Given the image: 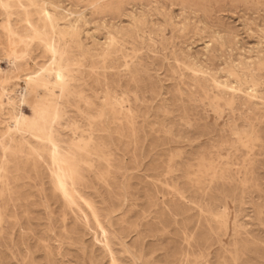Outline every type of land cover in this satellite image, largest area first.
I'll use <instances>...</instances> for the list:
<instances>
[{"label": "rangeland", "instance_id": "obj_1", "mask_svg": "<svg viewBox=\"0 0 264 264\" xmlns=\"http://www.w3.org/2000/svg\"><path fill=\"white\" fill-rule=\"evenodd\" d=\"M0 264H264V0H0Z\"/></svg>", "mask_w": 264, "mask_h": 264}, {"label": "bare ground", "instance_id": "obj_2", "mask_svg": "<svg viewBox=\"0 0 264 264\" xmlns=\"http://www.w3.org/2000/svg\"><path fill=\"white\" fill-rule=\"evenodd\" d=\"M27 15V14H26ZM43 15H44V20H46L47 21V25H49V27H53V23H52V16L50 15V13L47 11V10H45V11H43ZM28 22V21H27ZM27 24H30V23H27ZM10 29V28H9ZM9 29H7V31L9 30ZM33 29V28H32ZM46 29V28H45ZM48 29V28H47ZM31 31V30H30ZM32 31H34V30H32ZM45 32V31H44ZM9 33V32H8ZM12 33V32H11ZM13 35V34H12ZM14 36H16V35H14ZM15 39V38H14ZM14 41V40H13ZM14 43V42H13ZM50 49H52V48H50ZM49 50V49H48ZM53 50V49H52ZM50 51V50H49ZM54 59H56L55 57H54ZM58 70H59V68H58ZM62 75V74H61ZM40 77V76H39ZM60 80V79H59ZM34 82H36V81H34ZM19 115V114H18ZM19 117V116H18ZM23 117V116H22ZM39 117V116H38ZM48 118V117H47ZM12 119V118H11ZM18 120H20V119H17L16 120V123L18 122ZM21 122V121H20ZM18 124V123H17ZM16 124V125H17ZM15 125V126H16ZM19 125V124H18ZM24 126V125H23ZM14 128V127H13ZM18 128V127H17ZM16 129V128H15ZM47 140V139H46ZM49 140V139H48ZM53 141V140H52ZM49 143V142H48ZM51 143V142H50ZM51 144H54L53 142L51 143ZM38 153V152H37ZM36 153V154H37ZM63 177H65V176H63ZM58 184H59V182H58ZM59 186H60V184H59ZM61 187H63V185L61 186ZM63 191H64V193H65V190H64V187L63 188H61ZM66 189V188H65ZM61 190V191H62ZM63 196H64V194H63Z\"/></svg>", "mask_w": 264, "mask_h": 264}]
</instances>
